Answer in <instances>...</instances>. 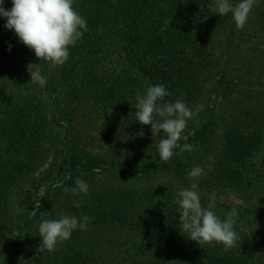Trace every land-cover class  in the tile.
Returning a JSON list of instances; mask_svg holds the SVG:
<instances>
[{"label":"trees","instance_id":"obj_1","mask_svg":"<svg viewBox=\"0 0 264 264\" xmlns=\"http://www.w3.org/2000/svg\"><path fill=\"white\" fill-rule=\"evenodd\" d=\"M73 7L87 31L59 65L37 57L0 17V264H264V0H254L242 28L209 0H74ZM29 63L47 77L43 87L30 81ZM155 83L171 92L166 100L203 105L179 141L191 147L166 162L160 136L135 119L137 91ZM194 166L204 171L187 177ZM31 174L43 194L28 196L15 215L11 197ZM76 178L87 193L66 190ZM192 182L241 199L215 204L221 218L238 210V239L227 252L181 232L174 197ZM56 206L92 219L55 249L28 251L36 218ZM108 225L124 232L114 255L92 233Z\"/></svg>","mask_w":264,"mask_h":264},{"label":"clouds","instance_id":"obj_2","mask_svg":"<svg viewBox=\"0 0 264 264\" xmlns=\"http://www.w3.org/2000/svg\"><path fill=\"white\" fill-rule=\"evenodd\" d=\"M5 0H0V17L5 18L4 27L14 30L19 41L32 49L42 61L52 65L65 63L69 57V46L83 38L87 31L86 18L74 7V0H11V7H4ZM254 0H209V7L215 13L224 16L231 12L236 28H242L253 6ZM11 45L9 44V51ZM35 64L29 63L27 71L30 81L43 87L47 77L41 74ZM171 92L164 83L148 84L143 93L137 91L134 107L135 119L141 124H150L153 136H160L156 149L161 161H168L174 155V150L183 151L191 146L179 143L187 140L186 133L189 119L194 118L202 110L203 105L190 108L183 100H166ZM201 174L198 166L192 167L187 177L193 178ZM89 185L81 178H76L70 190L74 194L87 193ZM198 186L192 182L188 188H182L174 200L179 214L180 230L187 236L203 245L205 243H220L227 252L236 245L238 233L234 225L238 210L233 207L218 216L215 211V198L210 197L207 205L202 206ZM39 205V200L35 202ZM75 207H80V201H73ZM37 208H33L30 216H35ZM92 219L86 214L79 218L75 215H62L58 219H42L37 231L42 240L39 248L49 251L70 238L73 230L84 229Z\"/></svg>","mask_w":264,"mask_h":264},{"label":"rangeland","instance_id":"obj_3","mask_svg":"<svg viewBox=\"0 0 264 264\" xmlns=\"http://www.w3.org/2000/svg\"><path fill=\"white\" fill-rule=\"evenodd\" d=\"M45 159H46V156L40 158V164H39L40 167L38 170H41L42 166H44V165H42V163ZM47 160H48V157H47ZM206 167H209V164H206ZM201 171H204V170H201ZM37 178L38 177L31 174L29 176L28 185H26L24 187L23 191L21 188L19 190V192L14 193L12 195V197H11V209L15 215H17L18 213H20L22 211L23 200H25L28 196H32L33 201L41 198V195L43 194L44 189H43V186H41V184H39L40 182L37 181ZM35 185L38 186V188L35 189V187H32ZM197 190H198L199 195H200V200L202 198L201 192H205V195H206V193L208 194V198L214 196L216 203L217 202L223 203L226 201V202H232V203L237 204L238 202L241 201L240 198H237V197L233 196L232 194H230V195H226V194L219 195L217 193L215 194L214 192L209 193V192L203 191L202 189H199V188ZM208 200H203L202 201L203 203L201 202L202 206H206ZM62 215H67L65 210L60 209L58 206L54 207V210L48 212L46 214V217H44L42 215V216H39L36 218L35 230L38 228L37 225L39 224V222L42 219H58ZM41 217H42V219H41ZM92 230H93L92 233H94V235H97L99 237L98 242H99V244H102V248H103L102 250L103 251L108 248L109 253L110 254L112 253L114 255V254H116V252H114V250L115 251L120 250V243L123 240V238H125V237L123 236L124 232H121V230L119 228L112 227V226L108 225V226H96V227H93ZM36 238H37V240H34L33 242L30 241V243L27 244L26 249H28V251H31L34 248H37L38 251H41L42 248H39V247H40L42 238H41L40 234L38 233V231H36ZM110 251H112V252H110Z\"/></svg>","mask_w":264,"mask_h":264}]
</instances>
